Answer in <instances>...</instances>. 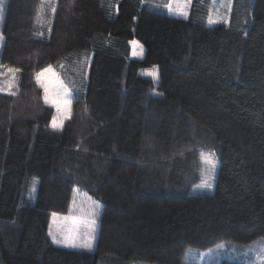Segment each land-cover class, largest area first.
<instances>
[{
    "label": "trees",
    "instance_id": "trees-1",
    "mask_svg": "<svg viewBox=\"0 0 264 264\" xmlns=\"http://www.w3.org/2000/svg\"><path fill=\"white\" fill-rule=\"evenodd\" d=\"M167 2L7 0L0 264H184L264 238V0H234L217 25L215 0H192L187 18ZM49 66L73 94L61 129L36 78ZM204 152L219 161L211 191L197 189ZM78 192L99 203L94 251L49 235Z\"/></svg>",
    "mask_w": 264,
    "mask_h": 264
},
{
    "label": "rangeland",
    "instance_id": "rangeland-1",
    "mask_svg": "<svg viewBox=\"0 0 264 264\" xmlns=\"http://www.w3.org/2000/svg\"><path fill=\"white\" fill-rule=\"evenodd\" d=\"M0 2H2L3 9H4V7L7 4V0H0ZM169 2L170 0H168L167 4ZM224 3H226V0H215L212 18L214 20H217L227 15L229 17V22H230L231 13H228L226 7L221 6ZM190 6L191 4L188 6V15L190 13ZM165 9L166 11L169 12V10L166 7ZM169 13L174 16L185 18L183 16L176 15L175 13H172V12H169ZM1 19L2 18H0V33H1ZM229 22L228 23H212V24L213 25L229 24ZM139 44L143 46V52H142V55H137V56H134L132 54L133 57L136 59H142L145 53L144 45L141 44L140 42ZM41 72L43 74L40 76L38 83L40 87H41V84H45L48 87L49 101H51L54 98L55 92L58 89H60L61 86L67 89V92L64 95L63 99H58L56 101V103L60 105V109H61L59 114L57 113L56 107L51 102L47 103L49 106L54 108V110L56 111L55 117H57V123L58 124L62 123L63 125V123L69 118V115H70L73 94L71 90L69 89V87L66 85V83L61 78H59L58 74L53 70L52 67L50 71L43 70ZM149 72H153L154 75H148ZM142 75L144 77L151 78L154 81L158 80L154 78V76H158L159 78V72L157 68L152 71H144ZM41 88L43 90V96H44V88L43 87ZM61 128L62 127L55 128V129H61ZM203 156L207 158H211L215 162V170L213 173V179L209 181L212 184V187L211 188L202 187V182L206 180L209 176L208 166L205 165L204 160L202 159L201 165H202V175L203 176H202V180L199 183V186L197 187V189L201 191H211L213 189V186L216 180L219 161H218V157L216 156V154L212 152H209V153L204 152ZM36 189H37V183L36 184L33 183L30 189V192H31L30 201H33L35 193H36ZM98 204H99L98 202L93 201L92 199L78 192L74 198L71 209L67 215L66 214H56L55 219L53 218V215H52L50 228L58 237H61L63 234L68 233L72 231L73 229H75L76 232L78 233L76 238L81 243H84L87 239V237L83 235L84 231L86 229L94 228L95 240L91 248V250L94 251L96 248V240H97V234H98V229H99L98 224H99V216H100V207ZM92 220H95V225L92 224ZM58 246H61V245H58ZM66 248H69V247H66ZM70 249L91 251L88 248H70ZM262 255H264V238H259L253 242L246 243V244H239L235 242H223V243H220L215 248L208 250V251L200 252L198 250L196 251L190 250L186 255L184 264H222V262L225 259L236 260L243 264H261Z\"/></svg>",
    "mask_w": 264,
    "mask_h": 264
},
{
    "label": "snow or ice",
    "instance_id": "snow-or-ice-1",
    "mask_svg": "<svg viewBox=\"0 0 264 264\" xmlns=\"http://www.w3.org/2000/svg\"><path fill=\"white\" fill-rule=\"evenodd\" d=\"M48 2V3H52V0H41V10L43 9L44 3ZM192 0H170V2L166 5H164V7H166L169 12L175 13L176 15L179 16H183L185 18H187L188 16V6L191 4ZM214 2V0H213ZM232 4H233V0H226V3L222 4V7H226L228 13H231L232 11ZM51 12L53 15H55L56 12V7L52 6L51 8ZM4 15V9H3V4L2 2H0V18H2ZM39 17H38V21H39ZM208 22L210 24L212 23H228L229 22V17L227 15H225L224 17L214 20L211 16V14L209 15L208 18ZM3 39L2 34H0V40ZM129 43L132 45V54L134 56L137 55H142L143 52V46L139 44L138 41L136 40H132L129 41ZM0 68H5V66L0 65ZM7 72L12 73L13 77L16 71H18L17 69H13V68H6L5 69ZM51 67L49 66V68L44 69V71H50ZM43 73H37L36 74V78L39 81L40 76ZM0 75H2V73H0ZM148 75H154L153 72H149ZM154 78L158 79V76H154ZM4 83H7V86L9 88V90L12 88L13 84L12 81H6ZM41 87L44 88V99L45 102H51L57 109V113L59 114L61 109H60V105L58 103H56V101L58 99H63L64 95L67 92V89L63 88V86H61L60 89H58L55 92L54 98L49 101V95H48V87L45 84H41ZM0 91H4V87L2 84H0ZM52 127L55 128H60L62 127V123L58 124L57 123V117H53L52 119ZM204 160L205 165L208 166V171H209V176L206 180H204L202 182V187L205 188H211L212 184L209 182L211 179H213V173L215 170V162L211 159V158H207L204 157L202 154L201 157ZM56 214L53 213V218L55 219ZM92 224L95 225V220H92ZM49 235L52 237V241L53 243H56L58 245L64 246V247H69V248H88L89 250H91L92 248V244L95 240V235H94V228L92 229H86L83 233L84 236L87 237L86 241L84 243H81L77 240V235L78 233L76 232L75 229H73L72 231L63 234L61 237H58L50 228L49 229ZM261 264H264V255L261 256Z\"/></svg>",
    "mask_w": 264,
    "mask_h": 264
},
{
    "label": "crops",
    "instance_id": "crops-1",
    "mask_svg": "<svg viewBox=\"0 0 264 264\" xmlns=\"http://www.w3.org/2000/svg\"><path fill=\"white\" fill-rule=\"evenodd\" d=\"M5 11H6V6L4 7V15H5ZM4 15H3L2 19H1V26H2V23H3Z\"/></svg>",
    "mask_w": 264,
    "mask_h": 264
}]
</instances>
